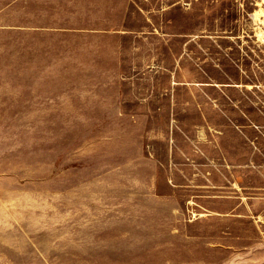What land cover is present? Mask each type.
<instances>
[{"label":"rangeland","instance_id":"obj_1","mask_svg":"<svg viewBox=\"0 0 264 264\" xmlns=\"http://www.w3.org/2000/svg\"><path fill=\"white\" fill-rule=\"evenodd\" d=\"M149 1L161 12L151 29L175 34L176 55L191 58L181 65L208 74L183 81L239 86L227 93L241 94L245 115L232 120L251 126L257 159L250 167L219 159L152 165L153 150L180 137L173 123L154 135L151 120L78 117L77 72L26 70L5 34L0 264H264V0ZM1 3L4 35L12 32V6ZM183 34L193 42L183 45ZM34 90L47 101L35 102ZM210 132L192 139L207 151L219 147L220 134Z\"/></svg>","mask_w":264,"mask_h":264},{"label":"crops","instance_id":"obj_2","mask_svg":"<svg viewBox=\"0 0 264 264\" xmlns=\"http://www.w3.org/2000/svg\"><path fill=\"white\" fill-rule=\"evenodd\" d=\"M145 1L0 0L12 6V32L2 35L0 31V37L12 38L10 56L22 57L26 70L77 72L74 103L78 117L151 120L154 135L161 133L156 130L164 122L173 123L168 127L180 137L173 142L168 139L165 151L154 149L152 165L203 166L208 164L205 161L219 159L253 166L257 156L249 135L251 126L240 129L232 120L245 115L241 94L234 99L227 93V88L239 86L212 79L183 81L186 73L208 74L198 64L193 70L181 65L188 54L176 55V41L171 40L175 34L159 37L151 29L161 12ZM173 8L169 4L164 14L171 17ZM179 37L189 38L183 45L194 39ZM33 94L40 104L46 99L40 91ZM86 109L89 114L81 115ZM224 120L233 125L223 126ZM204 128L220 134L219 147L212 144L207 151L192 139Z\"/></svg>","mask_w":264,"mask_h":264}]
</instances>
